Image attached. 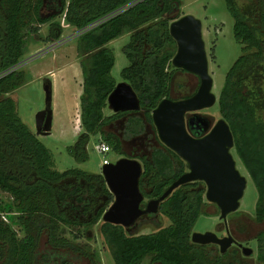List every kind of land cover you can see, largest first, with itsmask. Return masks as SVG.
Listing matches in <instances>:
<instances>
[{
  "label": "trees",
  "instance_id": "obj_1",
  "mask_svg": "<svg viewBox=\"0 0 264 264\" xmlns=\"http://www.w3.org/2000/svg\"><path fill=\"white\" fill-rule=\"evenodd\" d=\"M130 1L0 0V72L24 59L27 37L39 32L42 24L50 22L47 39L57 40L63 32L61 22L53 21L58 14L64 13L69 24L81 29ZM225 1L234 18V37L244 46L226 73L219 112L231 127L234 149L257 188L255 218L262 222L264 0ZM53 2L56 11L47 14L45 8ZM180 2L138 0L76 37L83 74L81 130L69 150L77 160H85L91 136L99 135L120 157L139 158L140 187L149 198L161 195L187 170L185 160L159 139L151 114L161 99L172 97V81L181 69L172 64L177 44L169 29L171 21L181 16L171 15ZM126 32L130 39L123 51L129 64L121 77L138 93L141 113L107 114L108 96L118 82L113 73L116 53L109 42ZM27 79L21 66L0 76V189L11 197L0 201V264H99V253L90 242V230L97 223L115 264H143L147 257L150 264H252L237 245L221 252L216 243L192 241L197 220L210 214L202 180L179 186L160 203L158 214L168 216L171 223L153 232L104 221L114 194L102 172L79 167L60 170L51 149L21 118L11 92ZM122 118V128L115 130ZM256 239L255 264H264V229Z\"/></svg>",
  "mask_w": 264,
  "mask_h": 264
},
{
  "label": "rangeland",
  "instance_id": "obj_2",
  "mask_svg": "<svg viewBox=\"0 0 264 264\" xmlns=\"http://www.w3.org/2000/svg\"><path fill=\"white\" fill-rule=\"evenodd\" d=\"M45 10L47 14L56 11V3L53 2ZM186 13H191L202 20L209 70L214 78L212 90L219 97L227 71L239 55L243 53L244 45L234 37V18L230 14L225 0H181L180 4L173 9L171 15ZM57 20L61 22L63 27V32L58 39L67 36L69 38L64 42L52 44L56 39L54 41L47 39L50 22L42 24L39 32L30 34L27 37L24 54V59L27 60L21 65L28 79L20 87L13 90L11 94L17 101L21 118L35 133H37V112L45 108L51 111L50 132L37 133V135L51 149L55 164L60 170L79 167L92 173H98L102 171L105 158L108 161H115L120 156L113 151L101 152L98 150L97 145L102 141L99 135L91 136L87 144V159L77 160L69 150V146L77 140L76 128L79 123L81 124L80 95L83 90V74L76 50L75 27L65 20L64 13L58 14L53 19V21ZM72 34L73 36L70 37ZM129 39L130 33L126 32L109 42L116 53L117 59L113 73L118 81L122 80V68L129 64V59L123 51V46ZM197 83L198 77L194 73L183 69L177 70L171 85L172 97L178 98L193 91ZM46 84L51 86L50 98L47 97ZM112 111L106 109L107 114L112 113ZM206 111L211 113L214 120L218 118L220 116L219 101L217 100ZM123 121L124 118L118 120L116 127L113 128L115 130L122 128ZM148 128H151L150 124ZM138 141H141V139ZM131 144L133 145V143ZM233 153L237 158L239 168L248 177V184L239 209L228 215V225L233 234L243 244L253 247L254 252L248 256L249 261L255 264L258 245L256 236L264 229V221L260 222L255 218L258 198L255 183L235 149H233ZM148 199L149 197L146 196L143 203L145 204ZM10 200V195L0 189V201ZM206 209L210 214H201L193 231L211 230L220 236L226 234V225L224 220L220 218L218 206L209 202ZM170 223L171 220L166 215L143 216L139 219V226L135 228V231L141 233L153 232L160 226ZM98 224H95L90 230L93 237L90 242L99 253V264H115L114 258L98 230ZM14 228L20 235H23L19 226L14 225ZM82 239L86 240L84 237ZM143 264H150V258L147 257ZM152 264L160 263L154 262Z\"/></svg>",
  "mask_w": 264,
  "mask_h": 264
},
{
  "label": "water",
  "instance_id": "obj_3",
  "mask_svg": "<svg viewBox=\"0 0 264 264\" xmlns=\"http://www.w3.org/2000/svg\"><path fill=\"white\" fill-rule=\"evenodd\" d=\"M169 29L177 44L172 64L176 68L197 74L200 84L190 96L164 97L152 109L151 114L159 139L185 160L187 170L172 181L161 195L149 198L143 205L146 196L140 187L142 161L125 155L115 161L105 162L101 172L114 194V200L105 210L103 220L134 230L143 215L158 214L160 203L176 188L190 181L202 180L206 185L205 197L218 206L227 233L220 236L211 230L193 231L192 241L201 244L216 243L221 252L238 243L244 255H251L253 247L239 242L228 225V215L239 209L248 184V177L239 168L233 153V131L224 117L218 118L209 131L201 136L194 135L188 128V123L202 121L207 129L205 116L194 114L188 119L187 113L211 107L219 100L212 90L214 78L209 70L202 20L186 13L172 20ZM26 60L20 61L18 66ZM45 89L50 98L51 86L46 84ZM108 104L114 112L137 111L141 108L138 93L126 80L117 82L108 96ZM36 125L38 134L50 132L51 114L47 108L37 112Z\"/></svg>",
  "mask_w": 264,
  "mask_h": 264
},
{
  "label": "flooded vegetation",
  "instance_id": "obj_4",
  "mask_svg": "<svg viewBox=\"0 0 264 264\" xmlns=\"http://www.w3.org/2000/svg\"><path fill=\"white\" fill-rule=\"evenodd\" d=\"M183 69V68H181ZM184 71H187L185 69H183ZM195 74V73H194ZM197 77H198V83L197 85L195 86V88L193 89V91L185 94V95H182L181 97H186V96H190L192 94H194L198 87H199V84H200V78L197 74H195ZM181 97H178V98H181ZM208 108V107H207ZM207 108H203V109H200V110H195V111H191V112H188L187 113V118L190 119V117H192L194 114H200V115H203L206 117V125L208 126V128L206 129L205 127V124L202 122V121H199V122H195V123H188V128L190 130L191 133H193L194 135L196 136H201V135H204L207 131H209V129L215 124L216 120L218 118H220L221 116H219L218 118H216L214 120V117L211 116V113H209L208 111H206ZM48 113H50L49 109H48ZM143 216H147V217H152V216H157V214H146V215H143ZM142 216V217H143ZM230 232L233 234V232L230 230ZM227 233V232H225ZM225 235V234H223ZM222 235V236H223ZM234 235V234H233ZM234 237L239 241L241 242L235 235ZM233 245H238V243H235ZM219 246V245H218ZM240 247V246H239ZM241 248V247H240Z\"/></svg>",
  "mask_w": 264,
  "mask_h": 264
},
{
  "label": "built area",
  "instance_id": "obj_5",
  "mask_svg": "<svg viewBox=\"0 0 264 264\" xmlns=\"http://www.w3.org/2000/svg\"><path fill=\"white\" fill-rule=\"evenodd\" d=\"M137 1H138V0H132V1L128 2L127 4H125V5H123V6L119 7V8H117V9H115V10L112 11L111 13H109V14H107V15H105V16H103V17H101V18H99V19H97V20H95V21H93V22L90 23L89 25H87V26H85V27H83V28H81V29H75L76 31H75L74 36L77 37V35H78L79 33H81V32H83V31H85V30H87V29H89V28H92V27L98 25V24L101 23L102 21L106 20L109 16H112V15L118 13V12L123 11L124 9H126V7H129V6L133 5V4H135ZM72 36H73V34H72L70 37H72ZM68 38H69V37L67 36V37H65V38H63V39H57V40H55L52 44H56V43H58V42H64V41L67 40ZM52 44H51V45H52ZM18 64H19V63L13 65V66L10 67L9 69H6V70L0 72V76H2L3 74H5V73L8 72L9 70H12V69H14V68H18V67H19ZM97 149L100 150L101 152H108V151H111V146H110L107 142H105V141H101V143H100L99 145H97ZM104 162H108V159L105 158V159H104Z\"/></svg>",
  "mask_w": 264,
  "mask_h": 264
},
{
  "label": "crops",
  "instance_id": "obj_6",
  "mask_svg": "<svg viewBox=\"0 0 264 264\" xmlns=\"http://www.w3.org/2000/svg\"><path fill=\"white\" fill-rule=\"evenodd\" d=\"M80 130H81V126H80V123H79L77 128H76V134H78Z\"/></svg>",
  "mask_w": 264,
  "mask_h": 264
}]
</instances>
